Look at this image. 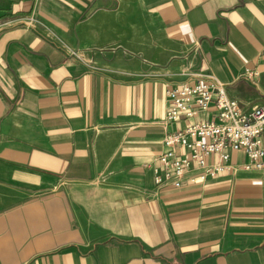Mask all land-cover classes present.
I'll list each match as a JSON object with an SVG mask.
<instances>
[{
  "label": "crops",
  "instance_id": "1",
  "mask_svg": "<svg viewBox=\"0 0 264 264\" xmlns=\"http://www.w3.org/2000/svg\"><path fill=\"white\" fill-rule=\"evenodd\" d=\"M263 49L264 0H0V264H264L243 151L177 187L148 167L184 124L164 89L212 74L264 106Z\"/></svg>",
  "mask_w": 264,
  "mask_h": 264
},
{
  "label": "built area",
  "instance_id": "2",
  "mask_svg": "<svg viewBox=\"0 0 264 264\" xmlns=\"http://www.w3.org/2000/svg\"><path fill=\"white\" fill-rule=\"evenodd\" d=\"M26 19L33 21V14ZM258 57L264 63V49ZM243 74L255 78L259 70L245 68ZM164 95L169 103L161 125L166 128L169 122L179 120L184 124L165 129L161 136L162 150L148 164L155 186L203 182L231 167L227 163L229 150L244 152L243 169L264 170V106L242 109L212 74H203L194 83L167 87ZM213 154L216 161L209 163Z\"/></svg>",
  "mask_w": 264,
  "mask_h": 264
}]
</instances>
